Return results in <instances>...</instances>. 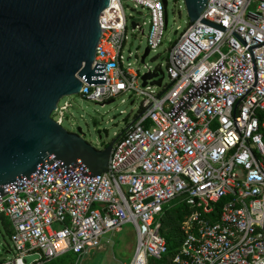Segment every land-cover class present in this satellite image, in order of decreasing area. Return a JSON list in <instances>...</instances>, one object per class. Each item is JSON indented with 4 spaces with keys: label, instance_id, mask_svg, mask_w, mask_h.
Here are the masks:
<instances>
[{
    "label": "built area",
    "instance_id": "1",
    "mask_svg": "<svg viewBox=\"0 0 264 264\" xmlns=\"http://www.w3.org/2000/svg\"><path fill=\"white\" fill-rule=\"evenodd\" d=\"M125 1L148 11L147 47L156 51L168 0ZM133 21V32L144 34ZM100 23L92 67L105 63L106 83L82 79L79 93L102 104L134 94L141 98L136 117L153 102L117 134L108 171L94 181L64 182L52 170L0 196V214L13 225L12 256L0 264H26L33 253L39 263L84 255L128 222L137 234L129 264H149L168 253L160 217L178 198L190 212L172 264H264V0H208L171 42L166 71L140 57L147 68L140 73L124 55L123 0H110ZM147 72L158 75L144 85ZM62 99L52 114L61 125L72 105Z\"/></svg>",
    "mask_w": 264,
    "mask_h": 264
},
{
    "label": "water",
    "instance_id": "2",
    "mask_svg": "<svg viewBox=\"0 0 264 264\" xmlns=\"http://www.w3.org/2000/svg\"><path fill=\"white\" fill-rule=\"evenodd\" d=\"M207 2L185 0L191 23ZM109 3L0 0V196L52 170L64 182L94 181L108 171L115 139L153 102L103 149L85 139L81 126L70 131L52 117L61 98L81 91L82 79L89 85L106 83L105 63L92 65L102 35L100 16ZM149 54L147 47L142 61ZM157 75L143 74L144 85ZM153 83L161 84L162 78ZM40 258L33 253L24 262Z\"/></svg>",
    "mask_w": 264,
    "mask_h": 264
},
{
    "label": "rangeland",
    "instance_id": "3",
    "mask_svg": "<svg viewBox=\"0 0 264 264\" xmlns=\"http://www.w3.org/2000/svg\"><path fill=\"white\" fill-rule=\"evenodd\" d=\"M123 2L129 22L124 55L127 59L134 61L135 69L143 73L147 68L144 63L136 62V58L142 57L148 46L150 15L146 9L135 7L133 2L125 0ZM167 11L168 26L164 42L156 51H151L146 57L147 66L156 67L162 63L164 71H166V58L171 42L191 23L184 0H168ZM133 20L143 24L144 34L139 31L133 32L131 27ZM165 82H169L167 74ZM65 101L71 102L72 105L65 113L63 126L70 131H76L81 126L87 141L95 145L98 142L103 147L112 142L117 134L121 133L135 119L141 98L134 94H123L109 103L102 104L77 93L64 96L60 105ZM180 201L179 198L174 199L168 206L175 209ZM58 226L60 225L55 224V227ZM136 243V229L131 222H128L124 224L121 231L106 235L99 247L90 249L84 255L74 254V264H129L134 256ZM12 247L10 235L3 222H0V261L12 256ZM153 262V259H150L149 264H153Z\"/></svg>",
    "mask_w": 264,
    "mask_h": 264
},
{
    "label": "trees",
    "instance_id": "4",
    "mask_svg": "<svg viewBox=\"0 0 264 264\" xmlns=\"http://www.w3.org/2000/svg\"><path fill=\"white\" fill-rule=\"evenodd\" d=\"M189 212V208L183 201H180L175 209L169 207L168 204L165 206V212L161 215L160 220L162 222L161 233L166 237L168 243V253L162 259H153V264H172V259L184 239L183 224ZM0 221L5 223V227L10 234L12 230L10 220L0 214ZM74 254V252L69 251L57 258L51 260L43 259L40 263L35 262L33 264H74Z\"/></svg>",
    "mask_w": 264,
    "mask_h": 264
},
{
    "label": "crops",
    "instance_id": "5",
    "mask_svg": "<svg viewBox=\"0 0 264 264\" xmlns=\"http://www.w3.org/2000/svg\"><path fill=\"white\" fill-rule=\"evenodd\" d=\"M4 216H5V215H4ZM7 218H8V217H7ZM8 220H10V219L8 218ZM0 222H3V221H0ZM9 222L11 223V221H9ZM3 224H4V226H5V223H4V222H3ZM11 225H12V223H11ZM12 231H13V225H12L11 233H12ZM11 233H10V234H11ZM10 234H9V235H10Z\"/></svg>",
    "mask_w": 264,
    "mask_h": 264
}]
</instances>
